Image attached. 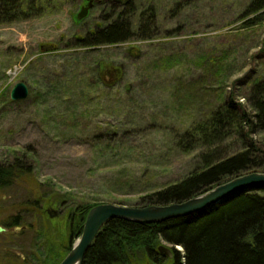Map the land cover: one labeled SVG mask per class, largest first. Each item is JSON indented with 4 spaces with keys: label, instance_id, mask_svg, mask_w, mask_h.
<instances>
[{
    "label": "rangeland",
    "instance_id": "1",
    "mask_svg": "<svg viewBox=\"0 0 264 264\" xmlns=\"http://www.w3.org/2000/svg\"><path fill=\"white\" fill-rule=\"evenodd\" d=\"M87 1L43 0L40 17L0 25V164L17 158L33 173L0 190V227L24 212L20 228L0 233V264H38L37 231L60 234L67 247L77 207L140 208L144 197L197 170L208 151L237 152L236 137L189 155L175 138L208 121L229 96L252 113L244 98L264 78V18L249 27L255 18L244 15L252 0H130L123 7L125 0H93L99 3L78 20ZM124 9L153 39H138L136 23L125 44L66 47ZM99 61L118 70L100 78ZM21 82L29 97L12 101Z\"/></svg>",
    "mask_w": 264,
    "mask_h": 264
},
{
    "label": "trees",
    "instance_id": "2",
    "mask_svg": "<svg viewBox=\"0 0 264 264\" xmlns=\"http://www.w3.org/2000/svg\"><path fill=\"white\" fill-rule=\"evenodd\" d=\"M129 1H123L122 7ZM44 7L43 0H0V25L36 19L44 14ZM125 10L106 18L108 24L104 27H97L82 37H74L66 47L99 49L133 40L136 32H131L132 26L136 23L138 26L141 19L134 21L131 17H135V13ZM149 11L145 14L149 15V23H152L155 17ZM244 12L245 16L255 18L249 21V27L259 24L264 18V0H252ZM143 26V23L138 26V39H153L147 34L149 28ZM106 65L104 61H99L94 73L100 76L102 69L110 67ZM244 99L252 113L248 112L246 105L229 96L208 121L194 125L182 137L175 138L178 149L186 155L199 147L209 150L213 146L218 147L232 137L240 142L239 150L231 155L219 147L208 151L201 156L202 164L197 170L180 181L153 191L143 198L144 204L140 208L183 203L239 176L264 173V139L260 142L253 139V136L264 135V78L253 83ZM21 161L16 158L9 164H0V190L16 183L25 184L33 174L23 168ZM38 203L36 201L34 206L35 213L39 209ZM98 205L78 207V211L74 212L71 224L69 222L70 241L67 247L62 239L59 241L60 234L50 231V235H41L37 231L35 240L43 241L40 245L44 247V252L33 254L36 262L60 264L82 235L89 211ZM23 213L10 217L9 225L2 224V227L20 228ZM52 242L57 244L53 246ZM55 246L59 247L58 250ZM163 246L171 248L173 258L160 252ZM177 247L182 250H177ZM83 264H264V185L239 191L201 212L163 223L137 224L121 219L111 220L97 235Z\"/></svg>",
    "mask_w": 264,
    "mask_h": 264
},
{
    "label": "water",
    "instance_id": "3",
    "mask_svg": "<svg viewBox=\"0 0 264 264\" xmlns=\"http://www.w3.org/2000/svg\"><path fill=\"white\" fill-rule=\"evenodd\" d=\"M98 3L96 2V4ZM94 6L95 2L89 0L86 7L81 9L78 19H85ZM29 93V88L25 83H18L11 92V100L15 102L26 100L29 97ZM259 185H264V173H250L239 176L188 201L168 206L138 208L116 204H100L89 211L82 235L76 240L72 250L60 264H83L85 256L97 235L106 223L111 220L121 219L137 224L163 223L201 212L208 207L219 204L225 198L239 191ZM4 232H6V229L0 227V233ZM160 252L168 258H173L171 248L163 246L160 248Z\"/></svg>",
    "mask_w": 264,
    "mask_h": 264
},
{
    "label": "flooded vegetation",
    "instance_id": "4",
    "mask_svg": "<svg viewBox=\"0 0 264 264\" xmlns=\"http://www.w3.org/2000/svg\"><path fill=\"white\" fill-rule=\"evenodd\" d=\"M94 2H96V1H94ZM88 3H85V5L84 6H86ZM96 6V5H95ZM83 8V7H82ZM81 8V9H82ZM108 69H109V67L108 68H104V69H102L101 70V75H100V77L101 78H103L105 75H107V76H112V73H114V72H116L118 69H116L115 67H113V69L112 70H110V71H108ZM115 76V75H114ZM104 83V82H103ZM65 206V205H64ZM63 206V207H64ZM78 207L77 208H75L74 210L77 212L78 211ZM75 211H73V212H75ZM59 214V215H62L63 213H64V211L63 210H60V211H56V210H54V214ZM74 213H72L70 216H68V219L70 220L69 222H70V224H71V218H72V215H73ZM50 215H51V213H50ZM70 226V225H69Z\"/></svg>",
    "mask_w": 264,
    "mask_h": 264
}]
</instances>
